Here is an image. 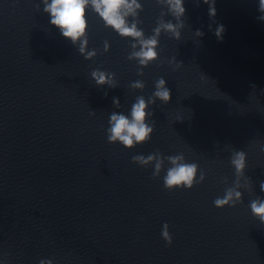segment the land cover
I'll use <instances>...</instances> for the list:
<instances>
[{
    "label": "water",
    "instance_id": "water-1",
    "mask_svg": "<svg viewBox=\"0 0 264 264\" xmlns=\"http://www.w3.org/2000/svg\"><path fill=\"white\" fill-rule=\"evenodd\" d=\"M138 2L128 21L146 37L161 21L177 23L165 0ZM42 7L41 0H0V264H264V225L248 209L264 199L257 0H215L212 19L206 4L184 0L179 38L162 29L158 58L144 67L129 58L135 42L91 11L80 53L79 41L61 38ZM173 57L179 64L169 63ZM94 69L112 74L113 86H97ZM160 77L167 104L152 97ZM137 80L143 88L130 87ZM138 96L153 100L150 139L128 150L108 144L109 114H127ZM236 150L246 156L242 175L229 163ZM149 153L182 154L204 179L167 191L151 165L131 162ZM227 189L240 192L238 201L214 208Z\"/></svg>",
    "mask_w": 264,
    "mask_h": 264
},
{
    "label": "clouds",
    "instance_id": "clouds-1",
    "mask_svg": "<svg viewBox=\"0 0 264 264\" xmlns=\"http://www.w3.org/2000/svg\"><path fill=\"white\" fill-rule=\"evenodd\" d=\"M42 11L48 17V24L54 28L61 38L75 45L79 41L78 51L85 52L87 44V14L89 11L94 14L101 24L114 32L121 38H130L135 43L132 45L133 51L129 53L130 59H135L137 64L144 67L158 58L157 46L158 37L161 30H165L174 38H179L180 29L183 27V17L185 15L184 0H165L169 14L177 21L163 22L157 24L152 29V35L145 36L142 29L137 27L135 20L131 23L128 17H135L140 8L138 0H41ZM206 4L207 15L210 19L215 16V0H200ZM259 21H264V0H257ZM224 31L223 25L217 24L213 32L217 40L221 39ZM197 36H202L199 30ZM136 45H139L137 48ZM94 55L93 51L86 53L85 58ZM177 63L173 57L169 63ZM91 79L97 86L108 84L113 86L112 74H107L102 70L94 69L90 73ZM130 87L141 89L143 83L139 80L133 81ZM152 97L167 104L170 99V90L166 86L163 77L158 78L154 83ZM153 102L152 99L145 101L143 96H138L131 104L127 114L113 112L107 119L105 128V137L108 144H118L125 150L133 146H139L147 142L153 132V125L147 122L151 116L148 105ZM113 103H117L114 99ZM245 153L243 151H234L229 163L237 175H242L245 168ZM164 161L168 166L165 168ZM140 168L151 165L152 178L159 177L163 189L167 191L190 190L194 183H200L204 179L203 171L198 172V166L195 162H188L182 154L169 155L162 157L159 153H149L148 155H135L131 160ZM163 170V175L161 172ZM260 191L264 193V182L260 184ZM240 197V192L234 189H227L223 197H217L212 201L216 209H222L225 206L231 207ZM249 212L258 222L264 225V199L252 200L248 205ZM160 237L165 244L171 243V237L168 232V224L162 223ZM38 264H52L51 260H41Z\"/></svg>",
    "mask_w": 264,
    "mask_h": 264
}]
</instances>
